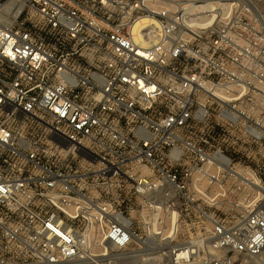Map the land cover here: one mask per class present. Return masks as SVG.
<instances>
[{
    "label": "built area",
    "instance_id": "2783aa9c",
    "mask_svg": "<svg viewBox=\"0 0 264 264\" xmlns=\"http://www.w3.org/2000/svg\"><path fill=\"white\" fill-rule=\"evenodd\" d=\"M0 1V264L262 254L261 0Z\"/></svg>",
    "mask_w": 264,
    "mask_h": 264
},
{
    "label": "rangeland",
    "instance_id": "374dc122",
    "mask_svg": "<svg viewBox=\"0 0 264 264\" xmlns=\"http://www.w3.org/2000/svg\"><path fill=\"white\" fill-rule=\"evenodd\" d=\"M0 3H2L0 1ZM261 17L264 19V0H261V7H260ZM260 70H261V84L264 85V46L261 47V60H260ZM264 151L262 152V154ZM262 162L264 159L262 157ZM208 262V258H200L197 257L194 261V264H205ZM107 264V263H106ZM234 264H264V251L261 255L253 258L237 256L235 258Z\"/></svg>",
    "mask_w": 264,
    "mask_h": 264
},
{
    "label": "bare ground",
    "instance_id": "6f19581e",
    "mask_svg": "<svg viewBox=\"0 0 264 264\" xmlns=\"http://www.w3.org/2000/svg\"><path fill=\"white\" fill-rule=\"evenodd\" d=\"M183 255H184V252H183V250H182V252H181Z\"/></svg>",
    "mask_w": 264,
    "mask_h": 264
}]
</instances>
